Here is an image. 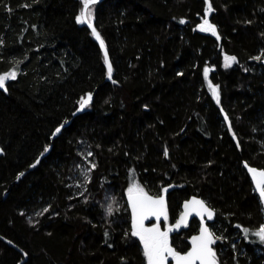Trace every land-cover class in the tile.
I'll use <instances>...</instances> for the list:
<instances>
[{
  "label": "trees",
  "instance_id": "1",
  "mask_svg": "<svg viewBox=\"0 0 264 264\" xmlns=\"http://www.w3.org/2000/svg\"><path fill=\"white\" fill-rule=\"evenodd\" d=\"M89 7L110 80L77 20L83 0H0V76L16 73L0 88V264H147L130 225L133 185L168 193L171 225L185 200L204 198L217 211V261L264 264L254 235L264 201L244 165L264 170V0ZM205 20L215 34L201 31ZM199 227L174 233L175 248L186 251Z\"/></svg>",
  "mask_w": 264,
  "mask_h": 264
},
{
  "label": "snow or ice",
  "instance_id": "2",
  "mask_svg": "<svg viewBox=\"0 0 264 264\" xmlns=\"http://www.w3.org/2000/svg\"><path fill=\"white\" fill-rule=\"evenodd\" d=\"M96 0H83V10L81 11L80 16L77 17L78 22L85 23L88 22L91 26V10L90 5L94 4ZM201 31H211L215 34V28L207 20L200 26ZM94 35L99 40V34L93 29ZM101 47H103V41H100ZM235 58L226 57V66L231 63ZM105 60L107 62V52H105ZM109 77L111 76V65L108 66ZM207 70H205V75ZM16 73L12 72L3 76H0V88H5V81L7 79H15ZM213 94L217 95L216 91L213 90ZM91 100L89 96L87 99L82 98L80 102V108L83 109ZM60 128L56 129V132H59ZM253 172L255 176L259 177L256 180L257 187L260 189L261 197H264V172L256 173V170L249 169ZM166 191V189H165ZM136 192L137 195L133 198L132 193ZM130 198L132 199V209H133V236H138L143 243L144 255L147 258V264H167L169 257L173 258L176 264H216L215 253L213 252L210 245L215 243L213 239V234L209 231L207 227H201V232L199 236L192 238V249L187 254L181 255L179 252L175 251L169 245V232L161 231L159 224L157 223L153 227H144V221L149 217H155L157 221L160 220V217L163 216L167 220V215L165 211V201L163 197L154 199L148 196L143 192V189L133 185L129 189ZM185 213L181 216L180 221L177 223V227L181 223H184L187 219L189 211H196L197 215L203 217L204 214H207L208 219H211L213 212L208 209L202 201L192 200L187 202L185 205ZM112 208L108 207V213L111 214ZM247 233V229H245ZM262 242H264V226H262L258 231L254 233Z\"/></svg>",
  "mask_w": 264,
  "mask_h": 264
},
{
  "label": "water",
  "instance_id": "3",
  "mask_svg": "<svg viewBox=\"0 0 264 264\" xmlns=\"http://www.w3.org/2000/svg\"><path fill=\"white\" fill-rule=\"evenodd\" d=\"M100 1H103V0H96L95 3L100 2ZM95 3H94V4H95ZM91 5H92V4H91ZM90 23H91V26H89V23H88V22H85V24L91 29L92 32H93V29H95V32L99 34V37H100L99 40L96 38V35H94V36H95L96 40L98 41V43H99L100 46H101L100 41H101V40L103 41V39H102L100 33L98 32V30L96 29V27L94 26L93 21H92L91 19H90ZM93 34H94V33H93ZM101 49H102L104 55H105V52H107V62H106V63H107V68H108L109 64L111 65V76L109 77V71H108V77H107V79L110 80V79L112 78L113 65H112V61H111V58H110V55H109L108 49H107V47H106L104 41H103V47H101ZM94 93H95V92H90V93H88V94L86 95L85 99H87L89 96L91 97V100H90V102H89L88 104H90V103L93 101ZM88 104H87V105H88ZM85 107H86V106H85ZM85 107H84V108H85ZM84 108H83V109H84ZM83 109H81V108H80V105H79V107L77 108V110L73 113V117L76 116V115H78ZM223 115H224V117L227 119V122L229 123L228 116H227V114H226L224 111H223ZM71 120H72V119H69L66 123L60 125V126L58 127V128H60V131H61L65 126L69 125L70 122H71ZM60 131H59V132H56V131H55V132L52 134L51 139H54V138L60 133ZM51 148H52V144H50V145L48 146V148L36 158V160L30 165V167H29L28 170H25V171L22 172L20 175H18V177H17V178L11 183V184H13V183H15V182H18L19 179H20L23 175H25L29 170L33 169V167H34V166H35V165H36V164H37L42 158H44V157L50 152ZM0 153H1V149H0ZM244 165H245V168H246V170H247V172H248V174H249V176H250V178H251V180H252V182H253V185H254L255 189H256L257 192L260 194V189L257 187V183H256V180H257L259 177L255 176L253 172L249 171V169H254V170H256V173L264 172V170H263V169H260V168H258V167L252 166V165L248 164L247 162H245ZM261 187H264V185H261ZM9 190H10V187H8V189H6V191L4 192V195H3V197H2L3 199L7 196ZM143 192H144V191H143ZM144 193H146L148 196H150V197H152V198H154V199H158V198H160V197H163V198H164V201H165V211H166V213H167V210H168V193H167V192H164V193H161V194H157V195L152 194V193H148V192H144ZM136 195H137L136 192H133V193H132V197H133V198H134ZM194 199H195V200L202 201V202L205 204V206L213 212V216H212V218H211V219H208L207 214H204L203 217H201L200 215H197L196 211H189V214H188V216H187L186 221H185L184 223H181V224L179 225V227H177V223L180 221L181 216H182V215L185 213V211H186L184 205H185L187 202L192 201V200H194ZM126 201H127V205H128L129 212H130V225H131V229H132V231H133L134 229H133V209H132V199L130 198V193H129V192L126 194ZM163 218H164V217L161 216V217H160V220L157 221V219H156L155 217H149L148 219H146V220L144 221V227H146V228L150 227V226H149V223H151V222L159 223ZM194 218H197V219L200 220V227H199V230H198V232H196V233H194L193 235L190 236V238H189L190 247H189L186 251H184V252L177 251V252H179L181 255L187 254L189 251H191V249H192V238L200 235L201 227H202V226H203V227H207V228L209 229V231L213 234V239L215 240L214 233H213V231L211 230V228L209 227V224L214 223V222L216 221V218H217V211H216L215 208H213L212 206H210V204H209L204 198H202V197H200V196H198V195H192V196H190L187 200L184 201V203L182 204V210H181L180 217H179V219L177 220V222H176L172 227H170V228L172 229V231H170V232H179V231L183 230V229L189 224V222H190L192 219H194ZM170 228H169V229H170ZM160 230H161V229H160ZM161 231H164V230H161ZM210 247L212 248L213 252L215 253L214 243H213L212 245H210ZM26 258H27V256H25V258H24L22 261H20L19 264H22V263L26 260ZM170 260H171L172 264H176L175 260H174L173 258H171V257L168 258L167 262H169ZM215 261H216V264H220V263L217 261L216 256H215ZM197 264H199V261H197Z\"/></svg>",
  "mask_w": 264,
  "mask_h": 264
},
{
  "label": "flooded vegetation",
  "instance_id": "4",
  "mask_svg": "<svg viewBox=\"0 0 264 264\" xmlns=\"http://www.w3.org/2000/svg\"><path fill=\"white\" fill-rule=\"evenodd\" d=\"M194 219H197V218H194ZM198 221H199V226H200V220L199 219H197ZM164 221H165V219L163 218L158 224H159V227H160V229L161 230H164V231H168V229L170 228V227H172L173 225H171V224H167V223H164ZM157 223L156 222H151V223H149V226L150 227H153L154 225H156ZM213 223H211V224H209V227L211 228V225H212ZM198 230H199V228H198ZM174 233H177V232H169V236H168V240H169V245L175 250V251H178L176 248H175V246H174V243H173V237H174ZM181 252V251H180ZM167 264H172V262H171V260L169 261V262H167Z\"/></svg>",
  "mask_w": 264,
  "mask_h": 264
},
{
  "label": "rangeland",
  "instance_id": "5",
  "mask_svg": "<svg viewBox=\"0 0 264 264\" xmlns=\"http://www.w3.org/2000/svg\"><path fill=\"white\" fill-rule=\"evenodd\" d=\"M209 6L206 8V14L209 12ZM207 70V74L205 75V78H206V83H207V85H208V87L210 88V89H212V90H215L216 89V87L214 86V85H212V83H211V81L209 80V71H210V69H206ZM5 75V74H4ZM1 76H3V75H1ZM216 91V90H215ZM83 169V172H85V170L86 169H84V168H82ZM83 172L81 173V175L82 176H84L83 175ZM87 172V171H86ZM79 179V178H78ZM262 199H263V201H264V197H262ZM263 212H264V208H263ZM264 226V225H263ZM211 230L213 231V233H214V230H213V228H212V226H211ZM243 236V233L242 232H240V234H238V235H236V234H234L233 235V241L235 242L236 240L238 241L241 237ZM140 239V238H139ZM140 243H141V245H142V248H143V243L141 242V240H140ZM144 250V249H143Z\"/></svg>",
  "mask_w": 264,
  "mask_h": 264
}]
</instances>
